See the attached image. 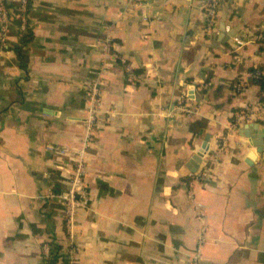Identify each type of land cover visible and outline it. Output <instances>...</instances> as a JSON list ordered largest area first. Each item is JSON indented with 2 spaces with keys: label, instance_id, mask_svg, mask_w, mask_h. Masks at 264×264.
<instances>
[{
  "label": "crops",
  "instance_id": "0c3cea01",
  "mask_svg": "<svg viewBox=\"0 0 264 264\" xmlns=\"http://www.w3.org/2000/svg\"><path fill=\"white\" fill-rule=\"evenodd\" d=\"M30 20L25 68L20 30L0 40V264H67L63 204L42 197L77 158V264H264V141L243 133L264 129V0H32Z\"/></svg>",
  "mask_w": 264,
  "mask_h": 264
},
{
  "label": "built area",
  "instance_id": "2783aa9c",
  "mask_svg": "<svg viewBox=\"0 0 264 264\" xmlns=\"http://www.w3.org/2000/svg\"><path fill=\"white\" fill-rule=\"evenodd\" d=\"M4 0H0V40H3L6 34V29L10 22V13L11 11L6 9L4 4ZM22 4V7L24 5V0H19ZM211 15L213 16L214 10L211 9ZM22 24L20 26V31L24 32L25 26H24V18H22ZM225 31L228 33L230 32V27H225ZM235 47L237 49H240L243 47L244 42L240 37H234L231 40ZM105 53L109 58H112L113 60H119L124 65V71L126 75V81L128 83L137 82L140 80V77L135 75L131 68L125 64V61L120 58L117 54H114L110 52V49L108 47V44L105 47ZM241 87V84L238 85V89ZM94 100L91 99V110H90V116L88 118L87 123V130L90 132L92 129V122H93V114L94 110L92 107L94 106ZM177 109L181 111L182 113L189 115L192 112V109H190L188 106L179 103L177 106ZM241 117H245L244 114H241ZM209 169L205 167H201V170L197 174V177L200 178H206L208 174ZM85 176V168L83 165V162L81 158H77L74 166L71 169V175L69 178V184L67 189L61 190L59 192H52L48 191L44 194L42 197L43 199L52 200V199H58L62 202L63 208H64V224L66 232L68 233L69 237L66 238L62 243V255L65 257V260L67 264H77L76 263V248L74 246V240L72 236V222L74 218L78 215L79 212L83 210H87L88 207V199L87 194L84 189V183L83 179ZM51 243L49 242H43L42 245V254L45 258L50 257V251H51Z\"/></svg>",
  "mask_w": 264,
  "mask_h": 264
},
{
  "label": "trees",
  "instance_id": "16d2710c",
  "mask_svg": "<svg viewBox=\"0 0 264 264\" xmlns=\"http://www.w3.org/2000/svg\"><path fill=\"white\" fill-rule=\"evenodd\" d=\"M32 0H24V5L19 0H15L12 2L3 1V4L6 9L10 10V22L9 25H14L20 30V26L23 23L22 18H24V32L20 31L21 38L19 41V45L15 48V53L17 57V61L19 63V67L25 68L27 64V57L24 53L26 46L33 39V33L31 29V20H30V9H31ZM263 68H250L248 73L250 75V83L253 86H256L259 89V98L260 102L264 100V97L261 95L264 94V75L262 74ZM235 84H240V80H235ZM261 96V97H260ZM205 127V124L196 121L191 124V132L196 133L201 128Z\"/></svg>",
  "mask_w": 264,
  "mask_h": 264
},
{
  "label": "water",
  "instance_id": "95a60500",
  "mask_svg": "<svg viewBox=\"0 0 264 264\" xmlns=\"http://www.w3.org/2000/svg\"><path fill=\"white\" fill-rule=\"evenodd\" d=\"M249 128L251 129H255V136L250 135L247 130H249ZM245 133L244 135L247 138H250L251 143L253 145V147L256 149L257 153H260L263 149V141H264V129H259L258 128V124L254 123V124H248L247 126H245ZM200 157H196L197 163L200 161L199 159ZM197 167V164H194V168Z\"/></svg>",
  "mask_w": 264,
  "mask_h": 264
}]
</instances>
